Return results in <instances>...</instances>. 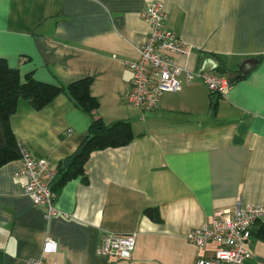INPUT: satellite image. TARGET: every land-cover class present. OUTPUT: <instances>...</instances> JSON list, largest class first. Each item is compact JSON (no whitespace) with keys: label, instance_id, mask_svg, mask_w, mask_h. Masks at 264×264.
I'll list each match as a JSON object with an SVG mask.
<instances>
[{"label":"crops","instance_id":"1","mask_svg":"<svg viewBox=\"0 0 264 264\" xmlns=\"http://www.w3.org/2000/svg\"><path fill=\"white\" fill-rule=\"evenodd\" d=\"M150 0H0V58L39 81L66 85L91 77L93 112L105 123L126 120L133 139L92 151L85 175L56 193V214L24 193L19 158L0 166V264H25L45 236L57 242L46 264H194L216 245L197 248L186 233L219 211L264 206V0H160L166 26L191 48L188 67L256 64L219 95L180 76L155 108L128 104L131 71L150 30L140 12ZM177 62L183 63L178 57ZM216 101L215 111L211 103ZM91 116L59 94L40 109L17 101L15 140L56 171L85 139ZM136 232L130 259L97 253L106 234ZM264 264V226L247 241Z\"/></svg>","mask_w":264,"mask_h":264},{"label":"built area","instance_id":"2","mask_svg":"<svg viewBox=\"0 0 264 264\" xmlns=\"http://www.w3.org/2000/svg\"><path fill=\"white\" fill-rule=\"evenodd\" d=\"M150 25L143 45L138 49V58L125 62L131 71L127 102L139 108L157 107L160 97L166 92L181 89L180 76L187 82H201L210 92L223 93L229 83L225 74L208 71L200 73L188 67L191 48L166 26L167 12L160 0H150L140 12ZM183 60L182 64L177 58ZM21 167L16 175L24 178V193L43 209L49 220L56 214V193L51 189L55 171L46 163L32 157L29 150L18 143ZM264 226V206L244 204L238 201L231 211L216 212L210 220L190 229L186 239L197 248L211 243L216 247L209 257L198 256L194 264H237L252 256L247 241L254 228ZM136 232L106 234L101 238L97 253L115 259H130L135 246ZM57 242L45 236L40 253L30 257L25 264H46L45 255L55 253Z\"/></svg>","mask_w":264,"mask_h":264},{"label":"trees","instance_id":"3","mask_svg":"<svg viewBox=\"0 0 264 264\" xmlns=\"http://www.w3.org/2000/svg\"><path fill=\"white\" fill-rule=\"evenodd\" d=\"M216 69L222 74L227 72L223 66ZM91 81V77L87 76L66 85L53 84L35 79L32 73H27L21 79L18 70L10 67L4 58H0V166L12 159H20L19 142L15 140L10 128V116L15 112L20 98L26 100L34 109H40L57 95L65 94L76 107L91 116L87 136L79 145L80 147L85 143L81 154L68 168L63 167L62 161L56 167L51 180V189L55 192H58L67 180L85 175L84 164L92 151L127 145L134 137L129 121L105 123L101 117L93 115L98 107V100L90 94ZM216 104V101L211 103L212 111H215Z\"/></svg>","mask_w":264,"mask_h":264},{"label":"water","instance_id":"4","mask_svg":"<svg viewBox=\"0 0 264 264\" xmlns=\"http://www.w3.org/2000/svg\"><path fill=\"white\" fill-rule=\"evenodd\" d=\"M256 64V60L253 59V60H250L249 62H247L246 64L244 65H241L239 68H238V72H228L227 73V80H228V83L231 84L234 79H236L237 77H239L240 75H243V74H247L249 72L250 69H252L254 67V65ZM211 68L210 67H205L201 70H199L200 73H204V72H208L210 71ZM85 143H83L77 150L74 154H72L70 157L64 159L62 161V164H63V167L64 168H68L75 160V158L81 154L82 150H83V147H84Z\"/></svg>","mask_w":264,"mask_h":264}]
</instances>
